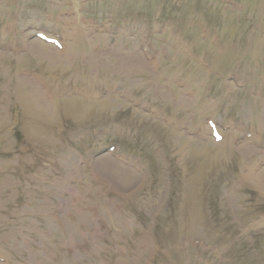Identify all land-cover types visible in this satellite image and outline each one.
I'll return each instance as SVG.
<instances>
[{
	"label": "rangeland",
	"instance_id": "rangeland-1",
	"mask_svg": "<svg viewBox=\"0 0 264 264\" xmlns=\"http://www.w3.org/2000/svg\"><path fill=\"white\" fill-rule=\"evenodd\" d=\"M235 224L264 229V0H0V264H216Z\"/></svg>",
	"mask_w": 264,
	"mask_h": 264
},
{
	"label": "trees",
	"instance_id": "trees-1",
	"mask_svg": "<svg viewBox=\"0 0 264 264\" xmlns=\"http://www.w3.org/2000/svg\"><path fill=\"white\" fill-rule=\"evenodd\" d=\"M211 199L212 200L207 201V205L205 203L203 204V208L205 205L208 206V210H204V213L207 214L206 216H207V220H208V222L205 224L211 223V225L213 226V224L215 225V223L219 219L218 217H220V216H218L219 213L217 212V205H218L217 197L213 196ZM173 203L174 202H171L170 205L173 206ZM177 213L179 214V211ZM177 213H173V217H175V215H177ZM170 217H172V215ZM166 223H167V221H166ZM213 228H214V231L216 229H219L216 227H213ZM236 245H237V242L232 243L231 248L228 250V252H229L228 256H232L231 262L233 264H264V253H263V251H261L259 254H257V256L251 257V256H249V255L253 254L251 247L248 246V247H246V249L244 248L241 251H239V250L236 251ZM243 258H244V260H247V263L241 262V259H243ZM258 258H260L261 261H257L256 259H258Z\"/></svg>",
	"mask_w": 264,
	"mask_h": 264
}]
</instances>
